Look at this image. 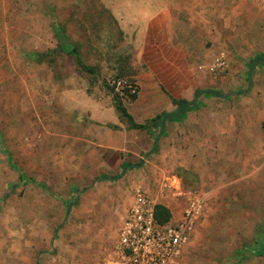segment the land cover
<instances>
[{"label": "rangeland", "instance_id": "obj_1", "mask_svg": "<svg viewBox=\"0 0 264 264\" xmlns=\"http://www.w3.org/2000/svg\"><path fill=\"white\" fill-rule=\"evenodd\" d=\"M193 2L0 0V264H102L136 188L156 195L171 177L206 195L178 264H264L242 252L264 233V64L248 93L201 96L183 120L137 131L132 141L158 137L157 149L129 152L142 166L118 180L96 179L117 165L97 157L102 130L131 129L118 100L146 123L198 90L248 87V62L264 52V4L209 1L219 10L201 16L189 14ZM142 8H168L167 23L144 25L159 17H139ZM141 73L155 75L157 93L141 88ZM118 77L137 83L135 99L110 87ZM185 78L188 92L172 95ZM161 201L180 215V202Z\"/></svg>", "mask_w": 264, "mask_h": 264}, {"label": "built area", "instance_id": "obj_2", "mask_svg": "<svg viewBox=\"0 0 264 264\" xmlns=\"http://www.w3.org/2000/svg\"><path fill=\"white\" fill-rule=\"evenodd\" d=\"M264 4V0H254ZM110 87L118 95L132 99L139 94L136 82L126 77L114 78ZM180 202L178 217L172 213L167 222L155 217V206L162 199ZM206 195L184 188L175 178L164 179L156 195L137 187L119 230L113 255L102 264H178L203 215Z\"/></svg>", "mask_w": 264, "mask_h": 264}, {"label": "crops", "instance_id": "obj_3", "mask_svg": "<svg viewBox=\"0 0 264 264\" xmlns=\"http://www.w3.org/2000/svg\"><path fill=\"white\" fill-rule=\"evenodd\" d=\"M193 1L194 2L192 3V5H189V10H191V11H189V14L209 16V15H214V13H217L216 11L219 10V4H222L223 1H227V0H193ZM209 1H215V2L219 1V4L218 5L213 4V3L211 4V2H209ZM229 1H233L236 3V2H240L242 0H229ZM200 5H201V7H200ZM219 14H220V12L218 13V15ZM137 15L139 17H144V16H153V17L157 16V17H159L158 19H156V18H151V19L141 18V21L143 20L144 25H146V24L150 25L151 23L157 24L159 22L160 23H162V22L167 23L165 18H162V17L164 15L165 16L170 15V10L168 8H158V9H156V8H154V9L153 8L152 9L142 8V9H139ZM166 46L171 47V44L169 45L167 43ZM166 58H168V56H166ZM142 75H143L142 73L140 75H138V77L141 78V80H142L140 83L141 88L142 89H144V88L148 89L149 88L150 90H153L154 92H156L158 83H157V81H155V77H154L155 75H152V78L150 80L144 79L142 77ZM184 82H185V88H180L179 85H176L175 88L171 87V89H169V92L174 96L182 95V93L184 94L183 91H185V93H187L188 92V86H189V79L185 78ZM162 83L164 84V82H162ZM178 84H181V80L178 82ZM139 110H140V107L134 109L136 114L139 113ZM153 115L151 114L148 118H152ZM137 122H140V121H137ZM115 124L117 125L118 123H115ZM115 126L109 125V127H106L105 130H102L101 137L99 140V148L96 149L95 152L98 153V156H97L98 159H105L107 161L111 160L114 162L116 161L117 165H116V168H114L113 165H111V163H109V164H108V162L105 163L106 165L104 167H102V170L104 173L100 174V176H98L96 178L99 180H111V181L118 180V179H101V177L103 175L112 176V175H116V174H121L122 175L121 178H122L128 171L140 168L142 166V162H141L140 167L131 168L128 166L127 168H124V164H136L129 159L130 158L129 152H131L134 155L135 154L140 155L141 151L146 149L149 144H150L149 147H151V150L155 151V150H153L154 140H152L151 142H148L147 140L146 141H138V140L134 139L135 141H132L133 140L132 136L134 137L135 135H137L138 134L137 131H141V129H133V128L125 129L123 127V125L121 126V128L120 127L114 128ZM156 127L161 129L160 125H158ZM131 201H130V203H131ZM177 204L178 203L176 202V205ZM68 209H69V207H67V211H66L67 213L70 210V209L69 210ZM170 211H171V209H170ZM124 217H125V215H124ZM119 230H120V228H119ZM118 237H119V233H118Z\"/></svg>", "mask_w": 264, "mask_h": 264}, {"label": "trees", "instance_id": "obj_4", "mask_svg": "<svg viewBox=\"0 0 264 264\" xmlns=\"http://www.w3.org/2000/svg\"><path fill=\"white\" fill-rule=\"evenodd\" d=\"M65 27H57L54 30L55 36L57 37L59 43L63 45L66 42L67 36L65 34ZM77 63L85 68L87 70V67H84L82 65V61L80 57H77ZM264 64V52H261L255 56H253L249 62H248V68L250 72V77H249V85L246 89L243 90H236V91H231V92H224L222 90H212V89H205V90H198L195 92L194 96L192 99H178L174 100V104H176V108L170 112H161L156 114L154 117L148 120L146 123H140L137 122L133 115L127 110L126 106L121 102V100L117 101L116 104V110L119 114V117L121 119H125L129 123V127L133 129H141V130H146L147 132L151 131L152 127L158 126V123H162L163 120L170 119L172 121H180L183 120L188 111L192 109H197L200 106V101L199 98L201 96L205 98H211V97H223V98H232L235 96L243 95L246 94L250 91L252 87V75L256 72V70ZM136 97H133L132 99H135ZM113 126V125H112ZM264 128V124H263ZM158 147V137L154 139V144H153V150H156ZM135 168V167H140L141 163H136V164H124V168L127 167ZM121 174H116L112 176L108 175H103L101 179H119L121 178ZM69 210V209H68ZM172 213L170 209L164 205V204H157L155 206V217L159 222H167L171 219ZM246 255H255V256H264V233L260 235L254 243L251 245L245 247L242 251Z\"/></svg>", "mask_w": 264, "mask_h": 264}]
</instances>
